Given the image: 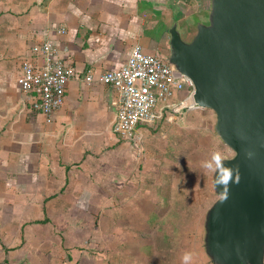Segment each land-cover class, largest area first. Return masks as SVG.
Here are the masks:
<instances>
[{
	"label": "crops",
	"instance_id": "0c3cea01",
	"mask_svg": "<svg viewBox=\"0 0 264 264\" xmlns=\"http://www.w3.org/2000/svg\"><path fill=\"white\" fill-rule=\"evenodd\" d=\"M117 3L119 6L113 0H47L40 5L36 0H0L1 189L16 185L24 217L32 211L29 195L48 196L35 206L47 213L48 225L53 224L58 210L69 220L73 211L81 212L84 221L93 224L88 225L93 229L88 235L93 239L103 236L102 242L112 248L120 238L119 226L124 230L125 225L136 226V222L147 221V225L161 220L154 214L169 202L166 190L139 186L135 174L129 172L134 163L131 154L137 150L126 142L117 144L112 132L117 94L98 82L101 73L120 67L131 48L147 38L141 24L151 9L146 5L137 8L136 0ZM60 29L65 34H59ZM47 42L74 70L64 104L48 123L32 111L16 86L21 64L29 60L32 47ZM88 76L93 78L91 83L85 81ZM186 114L165 118L182 120ZM146 127L138 126L137 135L143 137ZM11 166L19 174L16 182L6 183V169ZM43 240L36 242L38 249L33 254L38 260H51L56 252L46 251ZM4 246L0 239V260Z\"/></svg>",
	"mask_w": 264,
	"mask_h": 264
},
{
	"label": "rangeland",
	"instance_id": "374dc122",
	"mask_svg": "<svg viewBox=\"0 0 264 264\" xmlns=\"http://www.w3.org/2000/svg\"><path fill=\"white\" fill-rule=\"evenodd\" d=\"M113 1L119 6L118 0ZM45 2L36 0L40 5ZM136 2L137 8L146 5L151 9L141 24L147 38L139 45L144 52L160 57L169 54L167 30L172 24L177 25L182 41L189 42L196 34L197 25L208 22L210 0ZM181 119L170 121L162 117L147 125L137 148L128 143L130 149L137 150V154H131L134 163L129 167L137 185L148 189L154 185V189L169 193L168 207L154 214V218L161 220L147 225V221L136 222V226L125 225L124 230L119 226L120 238L112 248L102 242L103 236L93 239L88 235L93 230L88 225L93 224L86 223L81 212L73 211L69 220L63 219L64 213L58 210L50 226L47 213L35 207L48 196L29 195L32 211L25 212L24 217L16 185L8 190L1 189L0 185V239L5 242L0 264H211L203 248V224L207 210L218 198L213 191L212 175L217 163L233 157L234 153L214 132L216 118L212 111L195 109ZM115 140L117 144H125L118 137ZM14 169V166L6 169V183L16 182L18 171ZM92 218L98 222L96 216ZM38 219L45 222L36 223ZM164 220H167L165 225ZM39 238L44 239L46 251L56 252L51 260H38L34 256ZM109 251L117 256L112 257ZM185 255L187 261L183 259Z\"/></svg>",
	"mask_w": 264,
	"mask_h": 264
},
{
	"label": "water",
	"instance_id": "95a60500",
	"mask_svg": "<svg viewBox=\"0 0 264 264\" xmlns=\"http://www.w3.org/2000/svg\"><path fill=\"white\" fill-rule=\"evenodd\" d=\"M167 60L194 86L197 109L233 153L212 175L217 200L204 218L211 264H264V0H210L189 42L168 29Z\"/></svg>",
	"mask_w": 264,
	"mask_h": 264
},
{
	"label": "built area",
	"instance_id": "2783aa9c",
	"mask_svg": "<svg viewBox=\"0 0 264 264\" xmlns=\"http://www.w3.org/2000/svg\"><path fill=\"white\" fill-rule=\"evenodd\" d=\"M59 34H65L60 29ZM74 70L51 43L35 45L29 60L22 62L16 86L27 105L49 121L65 101V92ZM88 76L85 81L91 83ZM98 82L115 91L117 109L112 132L137 148L142 137L138 126L150 125L166 116L182 117L194 111V86L167 60L144 52L134 45L120 67L105 71Z\"/></svg>",
	"mask_w": 264,
	"mask_h": 264
},
{
	"label": "clouds",
	"instance_id": "9594fccd",
	"mask_svg": "<svg viewBox=\"0 0 264 264\" xmlns=\"http://www.w3.org/2000/svg\"><path fill=\"white\" fill-rule=\"evenodd\" d=\"M183 259H184L185 261H187V259H188V256H187V255H185V256L183 257Z\"/></svg>",
	"mask_w": 264,
	"mask_h": 264
},
{
	"label": "trees",
	"instance_id": "16d2710c",
	"mask_svg": "<svg viewBox=\"0 0 264 264\" xmlns=\"http://www.w3.org/2000/svg\"><path fill=\"white\" fill-rule=\"evenodd\" d=\"M45 221H36V223H44Z\"/></svg>",
	"mask_w": 264,
	"mask_h": 264
},
{
	"label": "flooded vegetation",
	"instance_id": "af4514ba",
	"mask_svg": "<svg viewBox=\"0 0 264 264\" xmlns=\"http://www.w3.org/2000/svg\"><path fill=\"white\" fill-rule=\"evenodd\" d=\"M168 31V30H167Z\"/></svg>",
	"mask_w": 264,
	"mask_h": 264
}]
</instances>
